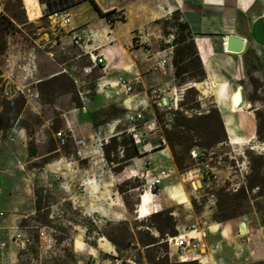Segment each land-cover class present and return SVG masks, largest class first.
Listing matches in <instances>:
<instances>
[{"label":"rangeland","instance_id":"1","mask_svg":"<svg viewBox=\"0 0 264 264\" xmlns=\"http://www.w3.org/2000/svg\"><path fill=\"white\" fill-rule=\"evenodd\" d=\"M24 3L30 6V0ZM41 5L46 11L45 5H49V11L40 17L38 23L24 25H21L25 23L21 0H5L0 8V16L13 23L4 35L6 49L13 43L19 53L32 52L38 68L33 80H43L38 85V100L23 95L8 100L3 96L5 83L0 70V113L5 112L7 104L23 101L22 109L12 119L10 127L0 131V209L4 213L0 218V241L5 240L8 228L16 226L28 239L26 248L19 251L17 258H0V264H106V252L110 248L119 257L133 259L137 264H199L197 261L178 262L174 249H169L165 243L168 233L160 236L152 225V222H158L165 232H169L162 221L151 219V215L142 219L134 215L144 181L127 169L128 162L121 163L123 157L118 151L123 150L121 142L127 140L126 133L118 135L116 146L111 144L112 162H109L102 149L109 142V136L115 134L108 133L109 126L99 130L93 127L90 137L83 126L65 125V118L70 120V110L81 105L79 93L88 97L93 105L99 102L96 95L106 101L118 98H105L100 93L101 78L110 75L103 73L101 67L89 69L90 60L71 42L67 30L51 21L49 15L56 6L50 0H43ZM75 12L76 21H87L92 17V11L85 5L77 7ZM178 20V13L174 12L168 19L161 20L157 29L145 28L143 32L162 50L170 35H178ZM117 31L122 37L126 36V27H119ZM42 38H50L53 44ZM173 44L175 52L174 41ZM136 45L133 37L130 49ZM3 62L0 56V66ZM23 62L21 59L15 68ZM254 67L250 64L249 69ZM173 71L165 77L159 75L160 78L148 75L144 86L131 83L134 95H144L139 93L147 91L150 98L148 106L137 109L143 108L144 122L156 119L162 132L173 133L184 131L175 127V122L181 117L190 120L192 125L202 126L203 121L198 119L210 116L207 122L213 126L212 131H216L215 105L210 94L205 92V79L180 85L174 79L175 90L169 95L170 109L156 106L150 91L160 86L167 89L165 82L174 78ZM58 73L60 75L54 78H63V83H44ZM21 76V69H16L14 80L20 83ZM35 86L37 84L30 87L33 89ZM244 94L251 109L255 110L258 131L255 137L242 143H228L226 140L204 149L196 148L195 151H201L198 158H193L190 153L184 155L181 148L174 147V150L183 157V171H196L200 178L209 177L202 180L203 187L199 189L197 198L201 204L213 200L215 208L208 211L212 220L222 214L242 218L243 221L247 218L254 233L264 238V87L250 75ZM105 108L103 112L109 111V106ZM168 119L172 122L168 123ZM119 126L123 130L128 124L123 119ZM20 128L24 130L23 137L16 134ZM57 132L65 136L64 146H59L55 137ZM143 134L146 139L155 138L152 133ZM186 134L191 137L192 144L204 141L196 133ZM85 137L92 144L91 153L84 145ZM166 146L169 148L167 142ZM172 160L175 164L173 157ZM49 165L55 166L54 169L50 170ZM113 168L118 170L114 172ZM106 179L112 187H104ZM84 197L91 198V203L86 204ZM198 202L194 201L196 207ZM120 208L124 216L114 213ZM169 228L171 230L172 226ZM40 231L44 232L48 243L39 238ZM153 241L157 242L150 245ZM248 264H264V259Z\"/></svg>","mask_w":264,"mask_h":264},{"label":"crops","instance_id":"2","mask_svg":"<svg viewBox=\"0 0 264 264\" xmlns=\"http://www.w3.org/2000/svg\"><path fill=\"white\" fill-rule=\"evenodd\" d=\"M21 1L25 12V23L21 25L36 24L40 17L47 13L39 0H30L29 7L24 3L28 0ZM92 3L102 14L120 11L124 20L108 24L104 16L94 9ZM81 5H85V8L92 11L91 19L76 21L75 9ZM63 12L71 18V24L63 28L68 33L78 28H86L92 33L87 47L94 55L103 56L104 63L101 69L103 73L107 72L110 75L108 78L103 76L101 78L103 82L123 77L139 86L145 85L148 75L160 78L151 70L153 58L148 59L145 55V50H149L152 54L159 50L156 46L157 42L148 39L143 29L155 30L161 20L168 19L174 12L178 13L179 23L184 24L192 36L205 74V92L210 94L220 114L227 142L242 143L256 136V114L245 98L244 88L250 75L264 87V3L262 0H81L75 1L74 5ZM122 26L126 27L124 37L117 31ZM135 31L143 32L145 43L137 44L136 48L130 49L129 45H132ZM229 36L244 40L241 53H227L224 43ZM42 39L53 44L50 38ZM16 47L17 45L13 43L7 46L4 54L1 55L4 64L0 66L3 82L14 85L19 84L14 80L15 71L22 66L15 68V65L21 59L24 60L22 63L24 64L28 54H33L32 52L19 53ZM78 48L89 59L86 53L88 48L86 50L82 47ZM35 64L34 77L38 71L36 61ZM250 64L255 65L252 70L249 69ZM91 68H93L92 63L89 69ZM57 75L60 74L51 76L49 80ZM36 81L39 92L38 85L43 80L36 79ZM165 85L167 89L164 90L171 94L175 90L174 78L166 81ZM139 94L144 95H136L135 98L122 96L110 101L96 95L99 102L93 105L88 97L79 93L81 105L70 110L71 121L65 118V125L69 127L72 123L83 126L90 137L93 127L99 130L106 125L110 127L109 134L115 132L109 137L115 136L118 139V135L126 133L128 127L121 130L119 126L124 119L122 114L128 109L145 108L149 104L150 98L147 96V91H141ZM246 105L250 107L246 108ZM106 106H109V111L103 112ZM96 108L97 110H93ZM16 134L23 137L25 133L20 128ZM146 143L151 145V149L148 146L145 152L138 153L130 159L127 169L139 176L143 175L145 174L143 163L148 161L150 167L147 172L150 177L156 176L160 171H165L168 176L161 181L153 193L146 190L139 195L134 212L137 219L141 213L146 217L167 211L177 236H182L184 241L192 245H203V248L197 246L195 250V255L199 257L202 264H248L264 259V238L254 233L247 218L244 221L242 218H231L221 223L212 220L206 208V202L203 204L198 202L197 195L199 189L203 187L198 173L179 170L172 160L170 149L166 145L157 147L155 138H147ZM84 145L91 153L90 139L85 137ZM61 158L60 156L59 160ZM55 164H58V161ZM54 167L51 165L49 169ZM103 185L105 188L112 187L108 179L103 181ZM87 189L88 186L86 191ZM84 198L86 204L91 203V198ZM196 200L197 207L194 205ZM114 213L124 216L121 208L116 209ZM103 222L106 223L105 220ZM192 226L195 227V232L189 233ZM189 236H195L196 239L189 240ZM173 252L175 253V250ZM18 254L19 252L12 249L7 257L17 258Z\"/></svg>","mask_w":264,"mask_h":264},{"label":"built area","instance_id":"3","mask_svg":"<svg viewBox=\"0 0 264 264\" xmlns=\"http://www.w3.org/2000/svg\"><path fill=\"white\" fill-rule=\"evenodd\" d=\"M4 2L5 0H0V7L3 6ZM49 18L55 25L61 28H66L71 24V18L63 11L56 10V7L50 13ZM104 18L108 24H112L115 21L122 22L124 20V16L120 11H114L113 13ZM69 37L73 44L78 47H82L86 50L88 48L87 43L91 41L92 33L86 28H78L71 30L69 32ZM134 37L136 39L137 44L141 45L145 43L142 31H137ZM173 39L174 37L170 35L169 38L164 41L165 47L162 50H158L155 54H152L149 50H145L146 57L148 59L153 58L151 70L163 77L169 75V73L173 71L172 59L175 47V45L173 44ZM224 44L226 45V42ZM86 53L88 54L89 60L91 61L93 67L102 66V64L104 63L103 56L94 55L90 48L86 50ZM35 71V57L33 54L29 53L26 62L21 66L22 81L16 85L10 84L9 82L5 81L3 96L8 100L18 98L21 95L25 97L27 96L31 100H38L39 92L36 86L33 89L30 87L38 83L36 80H33ZM28 80L32 81L25 83V81ZM98 88L100 93L105 98H120L122 96H132V98H135L136 96L134 95L133 85L123 77H118L114 80H107L105 82H102L101 84H99ZM150 95L155 100V104L159 109H170V94L166 92L163 88H152V90L150 91ZM163 99L165 100V103L162 102ZM142 112L143 108L141 110L128 109L124 117V120L128 124L126 135L130 141V144L137 147L138 153L145 152L148 146L151 149V145L146 143V139L143 133H152L155 137L157 147H162L166 145V140L164 138L163 132L157 125L156 119H153L149 122H144V115ZM167 121L168 123H171L172 119H168ZM55 137L59 142V146L65 145L66 139L62 132H57L55 134ZM118 153L123 157V150H119ZM190 155L193 158H198V156H200L201 154H199L198 150H192L190 152ZM142 167L145 170V174L139 176L144 181L142 185V192H145L147 190L153 193L161 184V181L168 176V174L165 171H160L156 176L150 177L147 172L148 168L150 167V162H144ZM205 179L208 180L209 177L207 178L201 176V180ZM206 208L210 212L214 210L215 204L213 200L209 199L206 202ZM3 216L4 213L0 210V218ZM193 232H195L194 226L191 227V231L189 233ZM166 236L167 238L165 239V243H167L169 249L175 250L179 263L197 261L199 264H202L199 257L195 255V250L197 246L203 248L202 244L192 245L190 242L184 241L182 236H168V234H166ZM39 238L44 243L49 242V240L45 238L43 231L39 232ZM188 238L189 240L196 239L195 236H189ZM27 244L28 239L26 235L21 231V229H19L17 226L8 228L5 240L0 241V258L7 257L10 253V250L12 249L17 252L23 250L24 248H26ZM106 253L108 256V259L105 260L106 264H137V262L133 259H123L119 257L114 250L111 251V249H109V251H107Z\"/></svg>","mask_w":264,"mask_h":264},{"label":"trees","instance_id":"4","mask_svg":"<svg viewBox=\"0 0 264 264\" xmlns=\"http://www.w3.org/2000/svg\"><path fill=\"white\" fill-rule=\"evenodd\" d=\"M40 3H43V0H39ZM50 2L53 4V6H56V10L63 11L67 9L68 7L75 4L74 0H50ZM93 4L94 9L97 11V6ZM51 6V5H50ZM48 12V10H47ZM99 14L101 16L107 17L111 14V12L102 14L99 11ZM13 27L12 21L4 17L2 18L0 16V56L4 54L6 49V43L4 39L5 33ZM178 30V35L174 37L173 41L176 44V49L174 52L172 64L174 67L173 71V77L175 80L178 81L180 84H186L189 81L194 82H201L205 79V74L203 71V67L201 64V61L198 57L195 44L193 42L192 36L188 33L186 27L184 24L178 23L176 26ZM194 71H197V74H194ZM1 76V71H0ZM64 82L63 78L57 79V78H51L47 82H44L46 85H50L53 82ZM23 106V101L20 102H14L12 104H7L5 112L0 113V131L4 130L5 128L10 127V124L12 122V119L15 117V115L21 111ZM250 105H246V108H249ZM155 114H157V109H154ZM216 115V124L215 129L216 131H212V125L207 122L210 119V116H202V118H199L198 120L203 121V125H192L191 121L187 118H179L175 123V127L182 128L184 131H178V132H166L163 131L164 138L169 146V149L171 151L172 157L174 158L175 164L179 170H183V157H180L179 154L174 150V147L181 148V151L184 155H189V153L192 150H195L196 148L202 147L207 148L211 146L212 144L216 143H223L227 140L226 134L224 131L223 123L220 118V114L218 110L215 107ZM188 132L196 133L199 139L203 138L204 141L199 144H192V139L190 136H188ZM258 133V131L256 132ZM250 141V140H249ZM111 144L114 146L117 145V138L114 136L110 138L109 142L106 146H103V153L107 161L112 162L110 160V152H111ZM110 145V146H108ZM121 146L123 148V159L121 163H127L130 159L138 155L137 147L130 144L129 139L123 140L121 142ZM113 147V146H112ZM195 147L194 149H192ZM199 151V154H201V151ZM200 157V156H198ZM118 168H113V171H117ZM138 203L136 204V206ZM39 207V204H38ZM151 219L154 220H160L162 223L169 229V232H165L163 230V225L159 224L158 222H152V225L154 229L158 232L160 236H162L164 233H168L171 236H176V232L173 229L172 220L168 214L167 211H161L156 214H153L150 216ZM233 218L232 216H224L223 214L221 216L213 217L215 221H224ZM170 226H172V229L170 230ZM108 239L112 242L113 239L108 237ZM157 241H153L150 243L154 244Z\"/></svg>","mask_w":264,"mask_h":264},{"label":"water","instance_id":"5","mask_svg":"<svg viewBox=\"0 0 264 264\" xmlns=\"http://www.w3.org/2000/svg\"><path fill=\"white\" fill-rule=\"evenodd\" d=\"M45 7L49 11V5H45ZM243 44H244V40H242L241 38H238L236 36H229L226 40L225 49L227 52L239 54L243 50ZM162 102L164 103L165 100L163 99Z\"/></svg>","mask_w":264,"mask_h":264},{"label":"bare ground","instance_id":"6","mask_svg":"<svg viewBox=\"0 0 264 264\" xmlns=\"http://www.w3.org/2000/svg\"><path fill=\"white\" fill-rule=\"evenodd\" d=\"M227 53H228V52H227ZM140 208H141V207H140ZM139 210H140V212H142L141 209H139ZM138 218H139V219L144 218L143 214L141 213V215H139Z\"/></svg>","mask_w":264,"mask_h":264}]
</instances>
